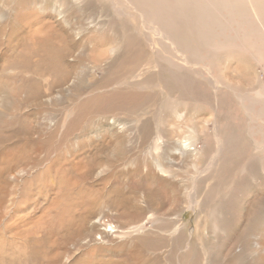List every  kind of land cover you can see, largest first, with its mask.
<instances>
[{
	"label": "rangeland",
	"instance_id": "374dc122",
	"mask_svg": "<svg viewBox=\"0 0 264 264\" xmlns=\"http://www.w3.org/2000/svg\"><path fill=\"white\" fill-rule=\"evenodd\" d=\"M190 1L181 15L187 9L183 0L151 8L148 0H0V264H94L97 256L115 258L117 247L121 264H162L159 254L172 245L166 232L176 223L167 209L173 194L184 207L196 187L205 192V199L238 204V177L224 183V176L240 167L238 136L246 137L247 152L264 154V133L255 130L254 135L248 129L252 123L264 125V117L259 118L264 116V99L246 101L247 93L248 99L255 95L248 86L243 90L248 92H241L246 76L237 57V27H226L222 34L199 18L202 13L222 18L225 6L214 12L205 8L207 0ZM149 9L152 20L163 25L168 24L166 15L174 16L178 27L172 31L187 33L177 37L183 44L162 38L155 24L148 23L153 30L146 24L139 29V17ZM58 14L65 24L57 20ZM47 25L52 26L49 33L40 29ZM68 29L76 39L72 44L60 38ZM172 31L168 38L176 39ZM184 58L188 63H181ZM256 62L252 60L254 69L264 81L263 61ZM174 73L186 74L191 81L183 97L174 101L173 107L177 103L176 111L183 113L181 120L167 106L160 107L165 93L173 97L171 91L182 88L172 83ZM155 74L169 86L153 82L140 87L143 77L155 81ZM210 77L215 80L212 88ZM202 84L206 93L198 89ZM131 91L138 101L128 105L125 97ZM192 95L204 97L192 101ZM112 96L125 113L140 105L141 123L158 125L165 146L155 149L151 137L142 135V127L135 130L129 117L123 116L130 130L120 131L118 118L107 111L115 104ZM136 140L150 144L148 151L162 161L164 172L149 173L150 158ZM190 143L195 151L187 152ZM255 143L261 146L256 149ZM23 148L28 157L18 163L25 169L18 176L11 159ZM93 154L106 171L87 178L82 161ZM195 171L206 172L214 181L209 183L207 176L203 179L208 182H198ZM141 191L153 207L141 209ZM80 196L90 204L80 205ZM195 199H202L198 192ZM89 210L141 230L128 239L118 231L100 243L87 242L77 222ZM191 210L181 215L188 231L197 226L190 243L195 249L200 238L213 240L209 222L196 220ZM148 241L158 245L143 247Z\"/></svg>",
	"mask_w": 264,
	"mask_h": 264
},
{
	"label": "bare ground",
	"instance_id": "6f19581e",
	"mask_svg": "<svg viewBox=\"0 0 264 264\" xmlns=\"http://www.w3.org/2000/svg\"><path fill=\"white\" fill-rule=\"evenodd\" d=\"M228 1L229 0H220V2L219 0L206 1L205 8H210L214 10V12L217 11L218 9L223 10V7L225 6L226 13L223 15L222 18L215 17L214 13L212 14V17H207L205 14L202 13L200 14L199 18L202 21L206 22L208 25H211L214 29H216L218 32L222 34L225 32L226 27H232V26L237 27L238 39H239L237 57L238 60L240 61V66L243 67L242 72L246 76L245 79L243 78V83H242L243 85H241L242 86L241 92L243 94H245V92H248V91H243L246 90L245 86H248L249 88H253L256 90L252 89V91L255 92L254 93L255 95H252L253 97H251L250 99H248L250 95L247 93L246 97H244L246 101L252 99L255 100L264 99V87H263L264 81L260 79L259 74L255 71L254 69L255 64L254 63L252 64L253 59H255V62L256 60L263 61L264 64V0H241V1L238 0V5H237V0H230V4L228 3ZM168 4H170V0H148V5L146 6L148 8L156 7V6L165 7ZM191 4L192 2L190 0H183L182 6L187 7V9L183 10L181 12V15L183 14L184 11H188V8L190 7ZM209 5L212 6L209 7ZM127 8H130V6L128 5ZM145 8L146 7H144V9ZM118 14L120 15L119 12ZM140 15L141 14H139V16ZM185 16L186 15L183 16V19ZM153 18L155 17L151 15V11L149 9V11H146L145 15L143 16L141 15L139 17V20L141 22L139 25L140 26L139 29L143 27L142 24L143 25L146 24L148 28L153 30L154 29L153 26H151L148 23L155 24L157 29L161 30L162 32L161 33L162 38L167 37L166 40L168 39H171L172 41L176 40L175 42H173V44L174 43L183 44L177 39V37L180 35L186 36L187 33L186 31L183 30H181L182 34L179 33L178 31L176 32L172 31V29L178 27L176 25H173V23L176 22V19L172 14L168 16L166 15V18L168 20L167 25H163L161 22L159 23L158 21L154 22L152 20ZM58 19H60L62 25L65 24L64 22L66 19L62 17L60 14L57 15V20ZM163 26L166 28L165 30L163 29L164 28ZM49 27L52 26L47 25L46 28L44 26H41L40 29L45 30L44 32L46 33H49L48 32ZM169 31H172V36L176 37V39L168 38L170 36ZM49 35L50 34L48 35L45 34V36L47 37H49ZM74 37L75 36L72 34L71 29L65 30L64 33L60 34L61 40L63 42L70 44L74 43V41L76 40ZM45 40H44V45L48 46L46 45ZM67 56L68 55H65L62 59L64 60ZM187 59L188 58H184L183 61L181 60L180 61L181 63L185 64L188 63ZM183 67H185L186 69L188 68L185 65H183ZM141 70H144V68H141ZM145 70H150V68H146ZM251 72H252V76H251ZM155 75H156L155 81L148 80L147 78L143 77L142 78L143 81L140 87L148 88V84H151L153 82L156 83L158 86L164 85L165 88L169 86L167 82L162 83L163 79H159L158 74ZM210 78L213 80V83L211 85L212 88L215 84L214 82L215 80L212 77ZM172 80H173L172 83L177 84L182 88H178L176 90L171 91L173 97H170L169 94L167 95V93H165V96L162 98L160 107L164 108L167 106L168 111H170L172 115L176 114L177 117L181 120L183 118V113H181V111L180 112L176 111L177 103H175V106L173 107L174 101L176 102L178 98L183 97L186 90V85L191 81L190 79L189 80L186 79V74H180V73H174ZM246 81H249V84ZM202 85L203 88L200 86L198 89L201 93H206L208 90L206 88L207 85L205 84ZM177 95H180V97H176ZM240 96L242 97L244 95H240ZM203 97H204L203 95H198L197 97H194L192 95V101L200 102ZM125 98H127L128 105L131 104L132 102L138 101L133 91L127 93V96ZM112 100L115 102V104L112 105L109 109H107V111L110 114H115V116L118 118L115 119V121L118 122V124L120 125L118 128L120 131H123L124 129L130 130L127 126V118H126L129 117L135 122V128H134L135 130H139L142 127V131H143L142 135L144 137H151L150 144H154L155 149L159 150L163 146H165L163 142L164 139H161V135H163V130L160 127H157L158 125L155 128H153L152 126H150V123H143V122L141 123L143 109L142 107H140V105L134 107L133 109L125 113L122 110V108L119 105H117L113 96H112ZM260 117H264V116H259V118ZM241 125L243 126L244 123L241 122ZM248 129L249 131L252 129V134L254 133V135L256 134V132H258V134L264 133V125L257 126L254 123H252V127ZM107 130L110 131L109 127L107 128ZM191 132L192 134L195 133L194 128H192ZM98 135H100V133H98L97 136ZM245 138L246 137L242 138L241 136H238V139L242 142L239 145L240 157L238 156V161L240 162V165L238 166L240 167L238 168V172L228 171L227 174L224 176V183L232 179H236L238 177V198H240L237 201L238 204L231 203L230 199L224 200L223 198H221V199L211 200L212 196L205 199L206 198L205 192L201 190V188L196 187L194 190L191 189L192 194L190 195V200H189L190 202H188L187 203L188 205L186 204V207H184L177 203V200L174 199V194H173L171 200L168 203L167 209L170 210L172 213H174V218L176 219L175 220L176 223L172 230L166 232L167 235H165V237L172 239V245H171V250L159 254V258L161 259L162 264L165 261H168L169 264H264V154L263 153L254 154L250 151L247 152L248 146L244 140ZM136 141L137 143L139 142L142 143L143 153L145 152L144 154H147L150 158L149 161L150 169H148L149 173L154 172V170L157 171L158 173L164 172L165 165L162 163V161L159 160L156 154L152 153V150L148 151L150 144L147 141L145 142V145L143 144L142 141L139 140ZM255 144H256V149H257V145L259 147L261 146L260 143H255ZM192 145L193 143L188 144L187 146L188 149L186 150L187 152L195 151V148H189ZM95 155L96 154L90 156L87 155L86 156L87 158L84 161H82V163L84 162L86 164L85 167L86 169L84 171L83 176L85 177L87 176V178H90L88 176H92V175L100 176L106 171L105 170L106 166L103 165V163L101 162H99L100 163L99 164L97 161L98 158H96ZM25 157H28V152L24 148L17 149L14 156H12L11 162L17 166L18 163H21ZM245 159H247L251 163L250 167H247ZM29 165H30L29 168H31L32 165L31 164ZM15 171H16V173L14 172L15 175L20 176L22 175V172L25 171V169L21 165H18V168H16ZM211 172L213 173L214 171ZM5 176L6 178H8V171L6 172ZM207 176L209 183L214 181L212 180V176L207 175V173L204 171H200V173H197V171H195V176L193 177H196L198 179V182H208L203 179ZM9 177L14 179V176L12 175H10ZM153 180L156 181V179ZM197 192L202 197V199L198 201L195 199ZM212 192H213V187L212 190H210V193ZM85 197L88 196L85 195ZM140 197L142 198V201L140 203L144 204L145 207V208H141L142 210L153 207L152 203L148 200L149 195L146 193V191H141ZM83 199L80 196V201H79L80 205L87 206V204H90L89 202H86V200ZM90 202L92 203V201ZM81 207L84 209L83 206ZM188 207L196 213V218H195L196 220L199 219L207 220L209 222L208 226H211L210 230L212 233L211 237L213 241L207 242L204 240V238H200L199 246H197L199 250L197 248L195 249L190 248L191 238L194 233V230L197 229V226H195V228L192 226V230L188 231L187 225L186 223H184L182 219V215H181L182 211ZM90 210L85 211L86 212L85 216L82 219H79L77 222L81 235L83 237L82 240L86 239L87 242L100 243L101 242L100 239L103 240L104 238H106L107 235L111 236L112 233L117 234L118 231L122 236L126 237L125 239H128V236L132 234H139V231L141 230V227L139 225L138 226L134 225L135 227H131V225L128 224L127 222H125V224L119 221H116V223H112L107 218L105 219V216H103L102 213L91 212ZM231 211L234 212L229 213ZM202 213L203 215H201ZM116 214H117L116 216L118 215L122 216L121 213H119L118 211H116ZM106 227L114 228V231L106 230ZM77 229L78 228H76V231L77 234L79 235V231ZM201 235H203L202 232ZM139 241L140 243H142L144 240L139 239ZM157 243L158 242L156 241H148L147 243L144 244L143 247L148 248L153 245H156ZM124 245H126V243L122 245V248L124 247ZM117 248L120 253L122 250L120 249V247ZM184 251H186L187 254H185L182 257L181 254ZM119 253L115 258L111 257L107 259H102L99 256H97L95 259L93 258L95 260V262L94 261L93 262L94 264H121L120 261L122 260V254L119 255ZM101 256H103V254H101Z\"/></svg>",
	"mask_w": 264,
	"mask_h": 264
}]
</instances>
